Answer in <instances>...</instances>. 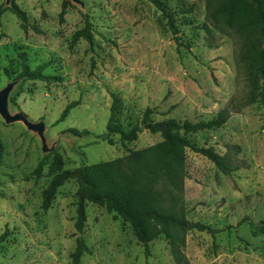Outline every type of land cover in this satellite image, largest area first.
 Here are the masks:
<instances>
[{"label":"rangeland","instance_id":"rangeland-1","mask_svg":"<svg viewBox=\"0 0 264 264\" xmlns=\"http://www.w3.org/2000/svg\"><path fill=\"white\" fill-rule=\"evenodd\" d=\"M167 1L177 10L184 45L149 0H0V90L15 82L10 112L44 121L51 149L44 152L40 136L21 121L7 124L0 116V236L8 232L0 264H76L79 237L89 248L80 264H180L166 231L149 242L147 255L131 224L94 202L86 204L79 233L74 179L58 189L48 211L42 209L43 191L58 173L110 162L163 140L146 129L135 141L117 134L105 139L112 109L126 128L142 123L147 111L153 121L195 123L228 109L223 127L187 137L222 155L228 145L238 146L230 156L241 167L227 175L203 155L186 151L180 206L188 221L215 232H183L177 251L183 264H264V233L248 223L264 221V106L250 102L254 89L241 57L244 39L208 18L215 0ZM14 4L27 13L28 31ZM88 22L92 43L74 42ZM22 53L31 70L43 65L49 78L22 75Z\"/></svg>","mask_w":264,"mask_h":264},{"label":"trees","instance_id":"trees-1","mask_svg":"<svg viewBox=\"0 0 264 264\" xmlns=\"http://www.w3.org/2000/svg\"><path fill=\"white\" fill-rule=\"evenodd\" d=\"M149 1L162 12L177 44L184 45L178 35L180 19L177 10H174L167 0ZM13 9L21 20L22 29L28 31L27 13L17 4L13 5ZM1 14L0 9V16ZM208 18L226 28L234 29L244 39L246 51L241 57L246 63L254 89L250 102L258 101L264 106V0H215L213 4L210 3ZM81 38L92 43L90 22L74 34L73 41ZM25 56V53L21 54L22 75L49 78L42 74L43 65L31 70ZM75 106V102L69 104L61 118H65ZM148 113L149 111L146 112L142 123H130L126 128L115 119L112 109L107 132L101 136L108 139L110 135L117 134L123 141H135L139 133L146 129L153 134L160 133L162 141L144 149L130 151L122 158L110 162L58 173L43 191L42 209L48 211L58 189L65 182L74 179L79 183L75 224L79 233L83 232L87 221L86 204L94 202L105 206L109 212H114L117 218L130 223L138 241L147 246V255L149 242L157 238L162 231H166L171 237L176 260L183 264V256L177 251L180 244L184 243L180 234L192 229L215 232L207 225L188 221L184 209L180 206L179 194L188 177L186 151L190 149L203 155L221 172L229 175L241 167L234 165L230 156V151H237L239 147L228 145L227 154L222 155L211 147L197 145L187 137L188 134L223 127L230 118L228 109L221 110L212 119L195 123L175 118L153 121ZM88 133L87 130L81 132ZM2 157L3 146L0 142V165ZM42 169L43 163H40L36 173L40 174ZM248 223L254 230L264 233V221ZM7 235L8 232L0 236V246L5 242ZM88 251V246L79 237L77 249L73 253L76 264H80L81 257Z\"/></svg>","mask_w":264,"mask_h":264},{"label":"water","instance_id":"water-1","mask_svg":"<svg viewBox=\"0 0 264 264\" xmlns=\"http://www.w3.org/2000/svg\"><path fill=\"white\" fill-rule=\"evenodd\" d=\"M6 2L7 4H10L11 0H6ZM14 86L15 82H10L0 90V116L4 119L7 124L21 121L29 130L34 131L40 136L43 151H50L51 149L48 147L47 138L45 136L46 126L44 121L31 122L28 120L27 116L23 112H10L9 98Z\"/></svg>","mask_w":264,"mask_h":264}]
</instances>
